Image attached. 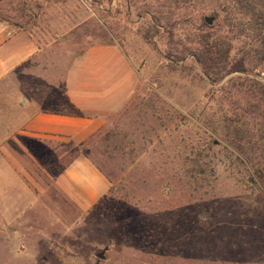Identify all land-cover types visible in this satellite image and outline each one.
Returning a JSON list of instances; mask_svg holds the SVG:
<instances>
[{
	"label": "rangeland",
	"instance_id": "rangeland-1",
	"mask_svg": "<svg viewBox=\"0 0 264 264\" xmlns=\"http://www.w3.org/2000/svg\"><path fill=\"white\" fill-rule=\"evenodd\" d=\"M163 1H0V18L22 25L43 50L36 66L0 83V264H264V157L253 144L231 143L245 126L225 113L230 103L237 113L264 112V69L237 35L231 58L241 70L212 83L179 34L233 37L230 0H191L178 32ZM97 44L121 47L132 64L125 107L77 148L22 137L7 144L21 93L43 92L35 80L58 79ZM80 154L111 185L85 213L53 186Z\"/></svg>",
	"mask_w": 264,
	"mask_h": 264
},
{
	"label": "crops",
	"instance_id": "crops-1",
	"mask_svg": "<svg viewBox=\"0 0 264 264\" xmlns=\"http://www.w3.org/2000/svg\"><path fill=\"white\" fill-rule=\"evenodd\" d=\"M1 1V0H0ZM42 47L30 31L0 18V83L36 66ZM62 76V77H61ZM60 77L38 78L41 93L22 92L21 114L14 117L7 144H86L106 125V115L120 112L134 88V71L123 49L97 44L67 63ZM11 132V130H10ZM25 144V143H24ZM54 189L77 211L85 213L104 198L111 185L87 155H76L57 174Z\"/></svg>",
	"mask_w": 264,
	"mask_h": 264
},
{
	"label": "trees",
	"instance_id": "trees-1",
	"mask_svg": "<svg viewBox=\"0 0 264 264\" xmlns=\"http://www.w3.org/2000/svg\"><path fill=\"white\" fill-rule=\"evenodd\" d=\"M190 1L164 0L161 3V7L165 8L166 13L171 14L175 18V27L173 29L176 32H178L176 25L179 20V12ZM230 2L232 9L227 8L228 18L226 19V23L229 27L228 33L233 34V37H218L185 30V33L179 34L187 41L190 48L192 47L186 50V52L193 56V59L202 66L204 75L212 83L222 78L225 74L241 70V68H235L234 61L231 58L234 45L233 41L237 35L246 39L244 44L248 47V53L256 59V65H262L264 69V0H230ZM173 35L175 34L173 33ZM144 38L147 39V35H144ZM236 87H242V83H239ZM261 97L264 100V89L261 90ZM231 106L233 104L230 103L227 108L224 107L226 109L225 113L229 116L230 121L236 119L241 121L242 125L245 126V133H243L242 137L235 136L239 138V142L233 139L231 143L253 144L251 149L261 153V157H264V112L256 115V111H258L257 107L255 109L243 110L242 113H237L234 108L230 109ZM70 148L77 147L70 145Z\"/></svg>",
	"mask_w": 264,
	"mask_h": 264
},
{
	"label": "water",
	"instance_id": "water-1",
	"mask_svg": "<svg viewBox=\"0 0 264 264\" xmlns=\"http://www.w3.org/2000/svg\"><path fill=\"white\" fill-rule=\"evenodd\" d=\"M213 21H214V18L211 17V16H206V17H204V22H205V24H207L208 26L212 25ZM104 251H105V250L101 251V252L97 255V257H98L99 259H102V258H103Z\"/></svg>",
	"mask_w": 264,
	"mask_h": 264
}]
</instances>
